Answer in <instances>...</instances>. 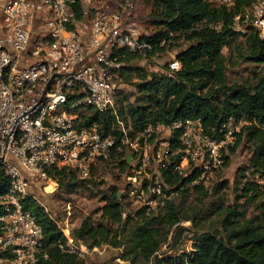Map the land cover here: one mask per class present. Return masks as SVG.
Wrapping results in <instances>:
<instances>
[{
  "label": "built area",
  "instance_id": "built-area-1",
  "mask_svg": "<svg viewBox=\"0 0 264 264\" xmlns=\"http://www.w3.org/2000/svg\"><path fill=\"white\" fill-rule=\"evenodd\" d=\"M86 1L0 0V166L11 180L0 204V264H40L45 234L38 218L25 208L28 199L42 205L62 230L67 238L60 245L64 251L81 258L92 250L39 200L57 187L54 183L48 191L53 168L68 166L86 179L119 144L126 166L117 169L118 195L135 215L139 209L165 208L186 188L210 183L224 167L236 135L248 124L231 117L209 128L201 118H184L150 124L138 132L128 127L117 112L122 91H131L122 73L160 54L151 55L154 44L130 17L133 0H119L123 10L117 11L107 2L88 19ZM211 1L228 7L236 3ZM79 4L84 9L81 19L76 17ZM249 27L264 38V0L236 17L235 30L246 33ZM174 43L164 39L160 44L169 50ZM128 53L139 57L127 60ZM181 68L174 58L166 72ZM88 108L112 112L119 137L104 134L97 122L83 126ZM169 176L184 178L185 183L171 185ZM128 215L124 208L122 217ZM174 228L189 235L186 222Z\"/></svg>",
  "mask_w": 264,
  "mask_h": 264
},
{
  "label": "trees",
  "instance_id": "trees-1",
  "mask_svg": "<svg viewBox=\"0 0 264 264\" xmlns=\"http://www.w3.org/2000/svg\"><path fill=\"white\" fill-rule=\"evenodd\" d=\"M155 1L164 8L165 17L150 20L155 31L144 35L155 46L152 56L168 50L160 44L164 39L169 42L197 31L198 41L185 50L181 56L182 68L173 74L151 72L137 65L126 69L122 73L123 81L132 83L135 79L140 80L136 85L143 93L135 103L129 101V96L119 98L118 114L136 132L150 124H167L184 118H201L209 128H218L231 117L247 120L248 124L236 135L235 145L230 148L224 167L229 166L231 154L236 153L241 144H246L250 157L238 171V197L251 202L259 201L264 215V184L256 180L257 176L264 178V75L244 85L229 86V56L225 54L226 49L233 48L237 53L236 63L248 62L256 67H264V38L252 27L246 33L234 28L236 17L243 16L258 0H236L232 7L217 5L211 0ZM76 12V17L81 19L84 13L81 4ZM240 38L245 40L239 42ZM138 57L137 54H127V60ZM88 110L89 113L83 117V126L97 122L104 134L119 137V127L112 112L101 114L93 108ZM124 155L125 151L119 149L117 144L111 157L98 162L86 179L81 180L79 172L68 166L53 168L50 175L60 191H68L83 183L85 186L91 182L97 184L95 178L99 169L110 172L112 179L117 176L116 168H125ZM167 179L171 185L175 182L185 183L184 178L169 176ZM209 184L186 188L177 197L186 198L193 190L201 196L206 195ZM10 185L9 176L0 166V204ZM225 186L227 183L221 182L216 189ZM118 193V188L111 183L104 205L73 229L72 236L76 240L82 241L90 249L104 245L125 247L129 251L124 258L131 259L134 254L133 259H138L141 264H264V221L260 216L248 218L246 210L227 208L221 218L224 230L198 232L190 252L178 255L163 253L160 257L162 247L175 233V224L180 221L197 224L202 219L200 212H185L174 198L165 208L152 211L139 209L135 215L129 214L124 219L122 210L129 205L120 199ZM25 208L38 218L44 229L45 239L38 254L40 264H83L79 256L60 247L61 243L67 242V238L42 205L28 199ZM218 209L219 215L223 213L222 206ZM98 214L99 217L94 219L93 216ZM177 238L178 232L174 240Z\"/></svg>",
  "mask_w": 264,
  "mask_h": 264
},
{
  "label": "rangeland",
  "instance_id": "rangeland-1",
  "mask_svg": "<svg viewBox=\"0 0 264 264\" xmlns=\"http://www.w3.org/2000/svg\"><path fill=\"white\" fill-rule=\"evenodd\" d=\"M107 2L109 3L110 10H123V6L119 0H88L86 1V9L88 11L87 19L92 17L96 10L103 8ZM133 3L135 7L129 11L130 17L137 18L134 22L143 34H152L155 29L150 20L165 17L164 8L155 0H133ZM198 36L197 31H192L184 36L178 37L175 43L164 54L140 61L138 64L139 68H144L151 72H166L168 62L174 58L179 60L183 66L181 56L185 50L197 44ZM244 40L245 38H240L239 42ZM225 54L229 56L227 60L229 86L244 85L246 82L255 81L257 76L264 75V67H256L248 62L236 63L237 53L233 48L227 49ZM140 82V80L135 79L131 84L129 83L131 91L123 90L120 99H123L124 96H129V101L135 103L141 96V93H143L139 92L136 85ZM124 104H127V101H124ZM88 112L89 110L84 111V114H88ZM229 155L230 151L227 156ZM249 157L248 147H246V144H241L236 153L231 154L229 166L226 168L223 167L220 170L221 172L215 176L216 179L214 178V181L211 180L213 182L208 183V189L205 191L206 195L201 196L193 190L186 198L179 196L174 199L175 203L185 212H200L199 214L202 219H199L197 224H194L193 221H183L186 222V227L190 229L189 235L183 236L182 230L178 231L177 239L182 238L181 243L174 240V236L177 234L176 232L171 235L168 243L162 247L160 251L162 255L160 254V257L163 256V253L167 255H178L184 252H190L194 246L195 235L198 232L215 229L224 230L221 225V218L227 208L237 209L239 211L246 210L248 218L260 216L264 221V215L261 213V203L259 201L251 202L238 197L240 194L237 189L238 182L240 181L238 171L247 164ZM117 169V176H114L112 179H110V172L99 169L97 171V177L95 178L97 184L91 182L85 186V183H83V185L79 184L68 191H60L56 187L55 191L51 194H41L39 200L48 207L49 212L53 214L55 220L63 228L70 229L72 232L73 229L80 226L84 218L90 215L92 216L104 205L106 202L105 195L108 193L111 183L116 188H119ZM256 180L260 184H264V179L257 176ZM221 182H226L227 186L223 189H216L217 185ZM52 183L48 187V191H52L55 188L54 183L57 184L54 180ZM219 206H222L224 209L220 215ZM126 209L129 214L134 212L132 206H128ZM69 210H71V216L68 214ZM98 217L99 214L93 216L94 219ZM128 251L129 249L125 247L116 248L111 245H104L95 250L92 249L88 254L81 257V259L83 264H141L138 259H133L135 257L134 254L131 255V259L124 258V254Z\"/></svg>",
  "mask_w": 264,
  "mask_h": 264
},
{
  "label": "crops",
  "instance_id": "crops-1",
  "mask_svg": "<svg viewBox=\"0 0 264 264\" xmlns=\"http://www.w3.org/2000/svg\"><path fill=\"white\" fill-rule=\"evenodd\" d=\"M134 20H137V18H133Z\"/></svg>",
  "mask_w": 264,
  "mask_h": 264
}]
</instances>
